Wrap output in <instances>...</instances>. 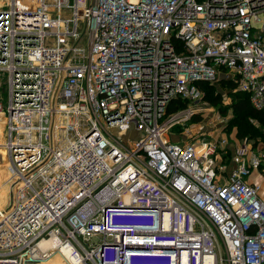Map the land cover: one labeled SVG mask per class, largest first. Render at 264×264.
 <instances>
[{
    "label": "built area",
    "instance_id": "2783aa9c",
    "mask_svg": "<svg viewBox=\"0 0 264 264\" xmlns=\"http://www.w3.org/2000/svg\"><path fill=\"white\" fill-rule=\"evenodd\" d=\"M2 1L0 264H264V155L168 139L201 83L264 111V0Z\"/></svg>",
    "mask_w": 264,
    "mask_h": 264
},
{
    "label": "rangeland",
    "instance_id": "374dc122",
    "mask_svg": "<svg viewBox=\"0 0 264 264\" xmlns=\"http://www.w3.org/2000/svg\"><path fill=\"white\" fill-rule=\"evenodd\" d=\"M4 2V1H3ZM214 86L211 93L206 94L204 100L200 102L201 110L196 112L188 122L179 125L172 129L168 139L174 142L188 143L193 142L200 137H208L209 135H218L223 132L225 135H232L233 132L240 134L239 121L234 113L235 96L231 89L225 85H211ZM7 97V95H6ZM248 121L253 126L257 133L252 135H258L260 132L263 137L253 139L254 141L264 142V122L258 120L257 116L249 115ZM0 206L5 205V202L9 204V190L7 180L8 173V157L5 149L2 147L3 140V125L0 122ZM239 137V136H238ZM127 137H125L126 139ZM245 137L244 139H246ZM241 139V138H240ZM4 195L5 200L1 199V195ZM6 207V206H5ZM25 264H67V262L59 255L52 256L49 260L44 263H25Z\"/></svg>",
    "mask_w": 264,
    "mask_h": 264
},
{
    "label": "trees",
    "instance_id": "16d2710c",
    "mask_svg": "<svg viewBox=\"0 0 264 264\" xmlns=\"http://www.w3.org/2000/svg\"><path fill=\"white\" fill-rule=\"evenodd\" d=\"M220 85H225L229 87L234 94L235 98V104H234V113L238 118L239 121V130L240 134L238 135L239 138L244 139L247 137L248 139H256V138H262L263 134L260 132L258 135H252L254 133H257V130L250 125L248 121L249 115L257 116L258 120H261L264 122V111H260L255 109L247 96V94L239 93V92H233L234 85L231 83H225L221 82ZM201 89L204 91L205 95L212 92L213 87L210 84L207 83H201L200 84ZM215 88V87H214ZM185 105H181V107H184ZM180 107V106H179Z\"/></svg>",
    "mask_w": 264,
    "mask_h": 264
},
{
    "label": "crops",
    "instance_id": "0c3cea01",
    "mask_svg": "<svg viewBox=\"0 0 264 264\" xmlns=\"http://www.w3.org/2000/svg\"><path fill=\"white\" fill-rule=\"evenodd\" d=\"M3 3L2 0H0V6L1 4ZM1 128V126H0ZM220 136L222 137H226L228 140H229V146H228V155H226L227 157V160H224L223 164H226V175L229 176L230 175V172L231 170L233 169L234 167V164L232 163V157L234 155V152H235V149L236 147H238V145H242L244 143H246L249 151H250V156L252 155H264V142L262 141H254L252 139H240L238 136H237V133L233 132L232 135H225L223 132H220L219 133ZM226 159V158H225ZM250 182H254V183H260L262 185H264V180L263 178L260 176V174H258L257 172L253 173L252 176L250 177L249 179ZM6 193H3L1 195V199L5 200V195ZM7 202H5L6 204ZM5 207L4 204H1L0 206V211Z\"/></svg>",
    "mask_w": 264,
    "mask_h": 264
},
{
    "label": "bare ground",
    "instance_id": "6f19581e",
    "mask_svg": "<svg viewBox=\"0 0 264 264\" xmlns=\"http://www.w3.org/2000/svg\"><path fill=\"white\" fill-rule=\"evenodd\" d=\"M0 122L3 125V123H4L3 122V118H0ZM3 127H4V125H3ZM6 205H7V203L5 204V206ZM39 246H40L42 251H46V250L52 251V250H54V249L59 247V241L56 238H50L49 240L48 239H44V240H42L40 242ZM56 255H59L60 257H62L67 262V264H77L76 261L74 259H72V256H71L72 255V250L70 248H63L62 252H60L59 254H56ZM50 258L44 260L41 263L46 262Z\"/></svg>",
    "mask_w": 264,
    "mask_h": 264
},
{
    "label": "water",
    "instance_id": "95a60500",
    "mask_svg": "<svg viewBox=\"0 0 264 264\" xmlns=\"http://www.w3.org/2000/svg\"><path fill=\"white\" fill-rule=\"evenodd\" d=\"M135 207V208H139V209H148V208H152L153 206H147L145 204H142L141 202H135V201H129V202H122V203H118V204H111L108 203L106 204V208L107 207Z\"/></svg>",
    "mask_w": 264,
    "mask_h": 264
}]
</instances>
